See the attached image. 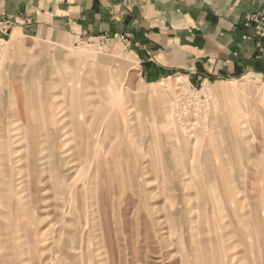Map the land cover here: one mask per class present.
Segmentation results:
<instances>
[{
	"label": "rangeland",
	"instance_id": "obj_1",
	"mask_svg": "<svg viewBox=\"0 0 264 264\" xmlns=\"http://www.w3.org/2000/svg\"><path fill=\"white\" fill-rule=\"evenodd\" d=\"M136 61L0 33V128L20 138L0 132V264H264V81L150 80Z\"/></svg>",
	"mask_w": 264,
	"mask_h": 264
},
{
	"label": "crops",
	"instance_id": "obj_2",
	"mask_svg": "<svg viewBox=\"0 0 264 264\" xmlns=\"http://www.w3.org/2000/svg\"><path fill=\"white\" fill-rule=\"evenodd\" d=\"M1 19L10 38L60 47L127 33L137 73L150 80L264 81V0H0Z\"/></svg>",
	"mask_w": 264,
	"mask_h": 264
},
{
	"label": "bare ground",
	"instance_id": "obj_3",
	"mask_svg": "<svg viewBox=\"0 0 264 264\" xmlns=\"http://www.w3.org/2000/svg\"><path fill=\"white\" fill-rule=\"evenodd\" d=\"M182 78H185V77H182V76H176V80H178V81H180ZM229 82H231V81H229ZM158 85H163V81H159V83H158ZM82 106V105H81ZM83 107V106H82ZM62 118V117H61ZM60 118V119H61ZM1 119V118H0ZM56 120V123L58 122L59 124L56 126V131L55 132H53L52 134H51V139H53L52 141H50V142H48V147L47 148H49L50 149V147H51V152H52V150H56V149H58V151H56V152H52L51 153V156H55L56 157V163H54L52 166H53V168L54 169H56V170H59V176H61L62 174H63V176L65 175V173H64V170L62 169V168H64V166L66 165V160H68V156H65V157H62V156H64V155H68L69 153H66L65 152V150H64V146H65V141H64V143L61 141V138H63L61 135H63L64 134V132H66V131H64L65 130V128L63 127V128H61L60 127V129L58 130V127H59V125L61 124V121H63V120H58V119H55ZM72 120L74 121V123H76L77 122V124H76V129L78 130V131H80V127L82 128V124L80 123V121L81 120H75V118L73 119V117H72ZM84 120V119H83ZM2 123V122H1ZM12 125V123H10V126ZM9 127H8V122L6 123H2V128H0V132L1 133H3L2 135H1V138H4L5 140H6V142H7V139H10V140H12V141H15V138H17V140H20V138L19 137H15L16 135H17V133H15V134H13V135H11L10 137H9V135H8V133H10V134H12V132H15V131H18V130H15V131H12V130H9L8 129ZM46 130H47V128H45ZM85 129V128H84ZM83 129V130H84ZM107 129V128H106ZM91 133H93V130H91L90 132H89V134L88 135H86L85 137H86V139H90L91 138ZM60 135V136H59ZM36 136H38L37 138H34L33 139V141H34V144H33V148H32V153H33V157H32V163L34 164V168H35V170L37 171V175H35L36 177H35V184L39 187V188H41L40 186V181H39V177H41L43 174H44V171H45V169H43L44 167H43V164L47 161V163L49 162L48 161V159L47 160H44V153L43 152H45L44 151V149L42 148V147H38L39 146V144H41L40 143V141H39V134L38 135H36ZM34 137H35V135H34ZM63 139H65V137L63 138ZM51 143V144H50ZM49 144H50V146H49ZM240 144H238V143H236V149H237V151L238 152H240V149H241V147L239 146ZM60 150V151H59ZM31 153V154H32ZM16 155V154H15ZM5 156V155H4ZM1 158V157H0ZM6 158V157H5ZM15 158V159H14ZM8 159L9 160H11V164H16V162H18V161H20V160H22L23 159V157H8ZM53 162V161H52ZM7 163V162H6ZM38 164V165H37ZM50 164H51V162H50ZM39 165H41L42 167L41 168H39ZM70 168H68V170H69ZM55 170V171H56ZM21 171V170H20ZM73 171H76V172H78L79 171V169H76V170H73ZM43 173V174H42ZM23 175V174H22ZM57 175V176H58ZM28 181V180H27ZM22 182V181H21ZM232 182H236L235 180H233ZM20 182H18V187H17V189H19V193H21V198H20V200L21 199H25L24 201L27 203V205H30V203H31V200H30V198H29V188H28V182H25V184H19ZM17 219V218H16ZM18 219H20V221H21V224H23L24 223V220L23 219H25V216L24 215H19L18 216ZM18 219H17V221H18Z\"/></svg>",
	"mask_w": 264,
	"mask_h": 264
},
{
	"label": "built area",
	"instance_id": "obj_4",
	"mask_svg": "<svg viewBox=\"0 0 264 264\" xmlns=\"http://www.w3.org/2000/svg\"><path fill=\"white\" fill-rule=\"evenodd\" d=\"M11 28V22L9 20H0V33H2L3 35H6L9 30ZM258 34L260 35H264V33L262 31H258ZM129 34L125 33V34H115L113 36H107L106 34H101L99 36H95L92 39H88V40H80L79 43L83 44V43H88L90 45H93V43H98V44H102V45H109V42L117 39L119 42H121L124 46V48L128 47L130 45L129 42ZM143 47H145V44L142 45Z\"/></svg>",
	"mask_w": 264,
	"mask_h": 264
}]
</instances>
